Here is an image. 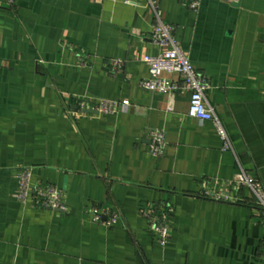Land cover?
I'll return each instance as SVG.
<instances>
[{
	"label": "crops",
	"instance_id": "crops-1",
	"mask_svg": "<svg viewBox=\"0 0 264 264\" xmlns=\"http://www.w3.org/2000/svg\"><path fill=\"white\" fill-rule=\"evenodd\" d=\"M187 3L0 0V264H264V212L235 181L245 171L264 190V0ZM157 20L205 77L228 148L187 115L188 92L139 86ZM91 99L125 106L98 114ZM25 168L32 186L63 191L62 209L14 197ZM93 205L119 218L94 223ZM153 213L169 228L163 247Z\"/></svg>",
	"mask_w": 264,
	"mask_h": 264
},
{
	"label": "built area",
	"instance_id": "built-area-1",
	"mask_svg": "<svg viewBox=\"0 0 264 264\" xmlns=\"http://www.w3.org/2000/svg\"><path fill=\"white\" fill-rule=\"evenodd\" d=\"M9 4L14 0H7ZM201 0H188L187 6L196 11ZM158 13V11H157ZM173 25L157 20L150 29V42L157 49L154 55H145L143 62L148 67V76L141 79L139 86L147 91L169 94L186 91L189 94L187 115L198 122L210 121L216 133L223 140L225 148L229 147V140L219 117L205 99L207 81L197 72L188 55L182 50L179 41L173 34ZM114 64L122 62L117 59ZM165 74H177L179 80L167 77ZM91 109L98 114L117 113L125 103L115 100L91 99ZM170 109V107H169ZM149 151L153 156H161L166 145L165 133L152 129L147 133ZM31 169H22L18 177V185L14 197L21 203L31 200L40 208L59 210L64 207L63 191L50 183L31 185ZM236 182L248 186L255 197V201L264 212V190L245 171L237 175ZM91 221L104 225H112L119 218L118 211L106 205H93L86 210ZM148 228L160 246H165L170 238L166 219L153 213L148 218Z\"/></svg>",
	"mask_w": 264,
	"mask_h": 264
},
{
	"label": "water",
	"instance_id": "water-1",
	"mask_svg": "<svg viewBox=\"0 0 264 264\" xmlns=\"http://www.w3.org/2000/svg\"><path fill=\"white\" fill-rule=\"evenodd\" d=\"M85 112H89L88 110H85Z\"/></svg>",
	"mask_w": 264,
	"mask_h": 264
}]
</instances>
